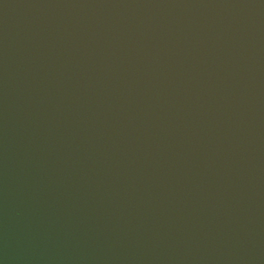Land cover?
I'll return each instance as SVG.
<instances>
[{
  "label": "water",
  "instance_id": "obj_1",
  "mask_svg": "<svg viewBox=\"0 0 264 264\" xmlns=\"http://www.w3.org/2000/svg\"><path fill=\"white\" fill-rule=\"evenodd\" d=\"M0 264H264V0H0Z\"/></svg>",
  "mask_w": 264,
  "mask_h": 264
}]
</instances>
